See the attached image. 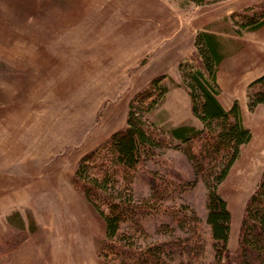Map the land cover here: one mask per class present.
<instances>
[{
  "label": "rangeland",
  "instance_id": "obj_1",
  "mask_svg": "<svg viewBox=\"0 0 264 264\" xmlns=\"http://www.w3.org/2000/svg\"><path fill=\"white\" fill-rule=\"evenodd\" d=\"M263 1L0 0V243L20 238L22 224L32 232L23 244L36 253L54 243L93 245L98 264H106L98 256L104 221L70 177L84 153L126 125L130 98L156 76H166L169 93L147 120L163 129L200 128L176 85L179 63L195 53L196 33L207 31L227 45L218 98L227 108L242 101L239 110L254 135L217 188L231 213L233 248L264 165V109L250 113L245 98L247 82L264 72V26L237 34L232 14ZM159 153L193 181L182 152ZM133 190L138 198L148 187L137 179ZM205 195L198 179L181 194L201 216ZM10 254L0 255V264Z\"/></svg>",
  "mask_w": 264,
  "mask_h": 264
},
{
  "label": "trees",
  "instance_id": "obj_2",
  "mask_svg": "<svg viewBox=\"0 0 264 264\" xmlns=\"http://www.w3.org/2000/svg\"><path fill=\"white\" fill-rule=\"evenodd\" d=\"M186 1L199 5L210 0ZM232 18L237 34L259 30L264 1ZM194 48L193 56L178 65L181 84L176 86L186 92L200 128L181 124L163 129L147 120L168 92L166 76H156L130 98L126 125L84 153L70 177L74 190L104 221L98 256L106 264H264V167L245 201L233 248L228 247L231 213L217 192L240 147L251 138L238 102L225 110L218 101L217 73L227 45L201 31ZM246 100L249 112L264 104V73L247 85ZM167 148L182 152L193 181L202 182L203 216L182 201L193 181L160 159L159 150ZM137 179L148 187L138 198L133 190ZM19 228L20 238L0 243V255L19 249L32 233L22 224Z\"/></svg>",
  "mask_w": 264,
  "mask_h": 264
},
{
  "label": "crops",
  "instance_id": "obj_3",
  "mask_svg": "<svg viewBox=\"0 0 264 264\" xmlns=\"http://www.w3.org/2000/svg\"><path fill=\"white\" fill-rule=\"evenodd\" d=\"M225 58H226V55L224 56L221 63L224 61ZM221 63L219 64V67H220ZM219 67H218V71H219ZM263 73L259 74L255 78L251 79L249 82H247V85L250 82H252L253 80H255L256 78H258L259 76H261ZM218 76H219V72L217 73V78H218ZM247 85H246V88H247ZM246 88H245V98H246ZM168 93L169 92H167V94ZM219 99L220 98H218V101L220 102ZM231 100H233V99H231ZM235 100L238 101L237 99H234V101ZM239 102H240L239 103V105H240L242 101H239ZM220 104L222 105L221 102H220ZM258 106L260 107V109H264V104H261V106L260 105H258ZM222 107L225 110L229 109L227 107H224L223 105H222ZM259 107L257 108V110L259 109ZM256 108H255V110H256ZM242 116H243V114H242V110L240 108L241 122H242L243 126L247 128V125H245L244 119ZM248 129L250 130V128H248ZM250 133H251V138H250V141L247 144H245L246 146L251 144L253 142V139H254V135L251 132V130H250ZM245 145H242L240 147V149ZM260 147L264 148V139L260 142ZM261 163L264 164V160ZM263 167H264V165H263ZM257 181H258V179H257ZM257 181L255 182V184L257 183ZM36 251L37 250L34 246H32L29 243H25L19 249L11 252V254L8 256V258L2 264H98V260L96 258L97 257L96 256V249L93 245H82V246H80V245L70 244L69 242L68 243H65V242L64 243H54L46 249L45 254H43L42 252L36 253Z\"/></svg>",
  "mask_w": 264,
  "mask_h": 264
}]
</instances>
